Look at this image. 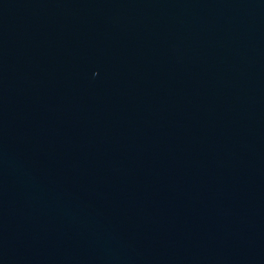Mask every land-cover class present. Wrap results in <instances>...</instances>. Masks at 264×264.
<instances>
[{"label":"water","instance_id":"95a60500","mask_svg":"<svg viewBox=\"0 0 264 264\" xmlns=\"http://www.w3.org/2000/svg\"><path fill=\"white\" fill-rule=\"evenodd\" d=\"M0 264H264V0H0Z\"/></svg>","mask_w":264,"mask_h":264}]
</instances>
